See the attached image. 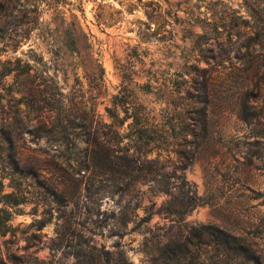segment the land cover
Instances as JSON below:
<instances>
[{
  "label": "rangeland",
  "instance_id": "1",
  "mask_svg": "<svg viewBox=\"0 0 264 264\" xmlns=\"http://www.w3.org/2000/svg\"><path fill=\"white\" fill-rule=\"evenodd\" d=\"M56 1L0 0V74L14 67L0 78V196L15 182L28 196L0 202V264H152L165 187L197 198L188 224L264 255V0ZM251 91L254 123L240 115ZM136 112L140 150L133 117L120 124Z\"/></svg>",
  "mask_w": 264,
  "mask_h": 264
},
{
  "label": "trees",
  "instance_id": "2",
  "mask_svg": "<svg viewBox=\"0 0 264 264\" xmlns=\"http://www.w3.org/2000/svg\"><path fill=\"white\" fill-rule=\"evenodd\" d=\"M57 0L56 2H60ZM66 46L71 51H76L75 39L71 35H64ZM18 64V60L15 61ZM7 64L12 65L14 62L11 60L6 61ZM14 71V67H4L0 74V78L10 75ZM24 85V84H23ZM21 91L24 90L21 88ZM251 96L245 97L241 109V119L248 123H254L258 120L261 109H257L255 99L259 95L250 92ZM200 119L198 128L202 131V142L206 138L207 132V118H208V96L205 93L203 99L200 101ZM107 112L111 117H115L112 108H107ZM128 117H133L131 126L135 127V142L141 141L142 146L139 150L149 143L146 140L148 137L146 131L148 125L142 120V115L139 112L135 116H124L120 120L123 125ZM192 133V132H191ZM195 134L194 136H196ZM143 141V142H142ZM147 152H135V167L140 170L136 165L138 159L145 155ZM254 154H246L242 164L250 166L253 163ZM264 177V168H261ZM30 174V172H28ZM21 183L13 184L14 189L19 190V194L15 191L3 193L0 196V202L9 207L17 206L26 203L28 196L21 189ZM1 187V182H0ZM49 195L53 197H61L56 188L47 185L46 187ZM169 198L161 203L157 208L156 213L164 216L168 220V227L165 229L161 236V243L156 246L158 256H152V264H264V255L261 254L251 243L241 236L235 235L230 231L219 227L215 224H188L183 216L190 212L196 205L197 198L192 195L188 196V192H184L182 197L174 196V193L169 191V188L162 189ZM187 196V200H183ZM4 215H0V228L7 227V221L11 219V212L6 208L0 209ZM147 216L146 219H150ZM45 224V221L41 224Z\"/></svg>",
  "mask_w": 264,
  "mask_h": 264
}]
</instances>
